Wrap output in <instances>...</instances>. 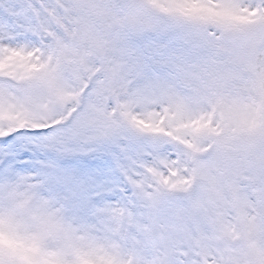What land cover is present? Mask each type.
Returning a JSON list of instances; mask_svg holds the SVG:
<instances>
[{
	"label": "snow or ice",
	"instance_id": "1",
	"mask_svg": "<svg viewBox=\"0 0 264 264\" xmlns=\"http://www.w3.org/2000/svg\"><path fill=\"white\" fill-rule=\"evenodd\" d=\"M0 264H264V0H0Z\"/></svg>",
	"mask_w": 264,
	"mask_h": 264
},
{
	"label": "rangeland",
	"instance_id": "2",
	"mask_svg": "<svg viewBox=\"0 0 264 264\" xmlns=\"http://www.w3.org/2000/svg\"><path fill=\"white\" fill-rule=\"evenodd\" d=\"M2 2H4V3H8V2H9V0H2Z\"/></svg>",
	"mask_w": 264,
	"mask_h": 264
}]
</instances>
